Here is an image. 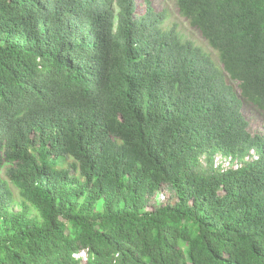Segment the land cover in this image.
Masks as SVG:
<instances>
[{
	"label": "trees",
	"instance_id": "16d2710c",
	"mask_svg": "<svg viewBox=\"0 0 264 264\" xmlns=\"http://www.w3.org/2000/svg\"><path fill=\"white\" fill-rule=\"evenodd\" d=\"M174 1L219 63L148 0H0V264H264V0Z\"/></svg>",
	"mask_w": 264,
	"mask_h": 264
},
{
	"label": "rangeland",
	"instance_id": "374dc122",
	"mask_svg": "<svg viewBox=\"0 0 264 264\" xmlns=\"http://www.w3.org/2000/svg\"><path fill=\"white\" fill-rule=\"evenodd\" d=\"M152 7L157 12H163L166 14L165 26L171 27L175 26L177 31L181 34L184 39L191 40L196 45L203 48L208 54H210L213 59L219 63V58L217 53L211 49L203 37L201 36L199 30L190 25L189 21L181 15L174 0H148ZM146 8L145 0H137V11L142 14ZM229 81V80H228ZM233 84L234 88L237 90V83L229 81ZM243 114L249 121V130L251 133H261L264 131V112L257 109L255 106L248 102L243 103ZM204 168V167H203ZM165 197H167V192H163ZM15 199L10 204L9 211L17 212L23 208V202L18 194L17 189L14 188ZM161 194H159V200H161ZM30 215H36L37 212L34 208H30Z\"/></svg>",
	"mask_w": 264,
	"mask_h": 264
},
{
	"label": "built area",
	"instance_id": "2783aa9c",
	"mask_svg": "<svg viewBox=\"0 0 264 264\" xmlns=\"http://www.w3.org/2000/svg\"><path fill=\"white\" fill-rule=\"evenodd\" d=\"M258 159V152L256 149L252 148L243 158H239L238 156H234L232 154L217 152L211 157L210 161H208L205 154L201 155L199 162L203 167L210 166L216 172L225 173L230 170H237L246 163L257 161Z\"/></svg>",
	"mask_w": 264,
	"mask_h": 264
}]
</instances>
